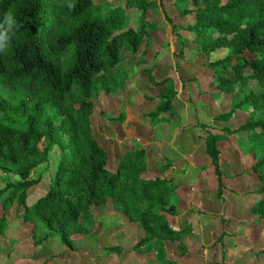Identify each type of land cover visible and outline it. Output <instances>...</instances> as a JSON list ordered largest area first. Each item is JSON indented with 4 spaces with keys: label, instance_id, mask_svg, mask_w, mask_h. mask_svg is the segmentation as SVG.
<instances>
[{
    "label": "trees",
    "instance_id": "obj_1",
    "mask_svg": "<svg viewBox=\"0 0 264 264\" xmlns=\"http://www.w3.org/2000/svg\"><path fill=\"white\" fill-rule=\"evenodd\" d=\"M123 1L112 6V0H0V236L13 214L29 227L34 244L59 236L74 249L80 239L70 235L71 227L92 205L109 203L130 220L151 226H144L136 246L150 244L158 264H177L164 244L181 235L169 222L176 213V185L166 175L147 173L150 158L143 148L125 151L111 170L108 152L93 135L95 103L109 90L123 51L138 57L149 45L147 16L160 6L158 0ZM173 1L186 18V43L194 44L211 72L207 86L181 79L192 89L189 103L205 92H230L232 108L215 118L228 120L239 110L248 115L236 130L196 124L222 198L223 138L242 133V154L255 153V147L249 151L253 139L264 146V0ZM128 10L137 12L134 22ZM150 81L160 91L141 119L155 126L175 112L178 91L171 76ZM155 163L173 165L166 158ZM252 166L263 184L250 208L259 221L264 219V159Z\"/></svg>",
    "mask_w": 264,
    "mask_h": 264
},
{
    "label": "rangeland",
    "instance_id": "obj_2",
    "mask_svg": "<svg viewBox=\"0 0 264 264\" xmlns=\"http://www.w3.org/2000/svg\"><path fill=\"white\" fill-rule=\"evenodd\" d=\"M158 1L160 6L147 16L152 25L149 45L138 57L123 51L109 90L95 103L90 118L94 138L108 152L111 170L125 151L143 148L150 158L147 173L166 175L176 185L172 194L176 213L169 216V222L181 235L164 240L168 258L177 264H264V219L255 220L250 210L263 187L252 165L264 159V146L257 147L258 140L253 139L249 151L255 147V153L242 154L246 148L240 147L242 133L235 131L223 138L220 167L224 188L219 198L196 124L236 130L248 115L239 110L228 120L215 118L232 108L230 92H205L193 96L194 106L189 103L193 92L182 86L181 79L188 85V79L195 78L207 86L211 72L194 44L186 43L190 34L182 28L186 18L177 5L173 0ZM111 5L123 6L124 1L112 0ZM127 12L134 22L137 12ZM166 76L175 80L176 110L165 114L168 122L144 124L141 116L152 108L160 91L150 79ZM120 115L124 120H118ZM165 158L173 162L171 167L155 163ZM12 217L6 234L0 236V264H158L150 244L136 246L145 236L144 226H151L130 220L121 207L109 203L92 205L71 227L70 235L80 239L74 249H68L59 236L34 244L29 227ZM111 246L119 251L107 252Z\"/></svg>",
    "mask_w": 264,
    "mask_h": 264
}]
</instances>
